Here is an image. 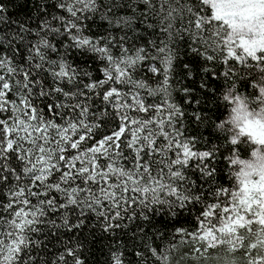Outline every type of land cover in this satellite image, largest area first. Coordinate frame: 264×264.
<instances>
[{
    "label": "snow or ice",
    "instance_id": "1",
    "mask_svg": "<svg viewBox=\"0 0 264 264\" xmlns=\"http://www.w3.org/2000/svg\"><path fill=\"white\" fill-rule=\"evenodd\" d=\"M182 45L224 115L243 94L264 123V43L236 39L215 0H0V264H86L98 234L105 264H264V171L233 159L264 138L237 140L223 116L195 150L208 138L185 136L174 93L209 117L174 75ZM193 211L192 230H163Z\"/></svg>",
    "mask_w": 264,
    "mask_h": 264
},
{
    "label": "clouds",
    "instance_id": "2",
    "mask_svg": "<svg viewBox=\"0 0 264 264\" xmlns=\"http://www.w3.org/2000/svg\"><path fill=\"white\" fill-rule=\"evenodd\" d=\"M218 5V11L225 15L232 26V35L236 39H243L246 46L252 47L253 45L264 43V2L262 0H215ZM249 33H253L250 35ZM235 85L225 86L222 88L219 94L221 100L232 101L235 99L234 89ZM264 87V85H261ZM241 99L245 102L244 109L238 114H234L231 111L230 105L228 111L225 112L223 120L219 124L229 122V129H235L232 133L237 140H240L243 136L249 132L253 134L257 139L264 138V123L260 122V118L251 113L256 112L258 109H252L247 104V97L241 94ZM264 108V104L259 106ZM234 119L238 120V123H230ZM243 127L244 132L241 133L240 129ZM215 131H222L220 127H217ZM232 138L231 136L229 137ZM255 144V141H252ZM256 152L257 155L252 153ZM238 162L234 168V172L239 174L241 169L245 173L259 174L264 171V145L256 144L255 147L250 149L249 154L234 156ZM243 161V164L240 163ZM244 179H255V175L244 176ZM238 183V181H234Z\"/></svg>",
    "mask_w": 264,
    "mask_h": 264
},
{
    "label": "trees",
    "instance_id": "3",
    "mask_svg": "<svg viewBox=\"0 0 264 264\" xmlns=\"http://www.w3.org/2000/svg\"><path fill=\"white\" fill-rule=\"evenodd\" d=\"M210 12V9H209ZM9 15L15 17L16 10L9 6ZM181 55L180 57L175 61L174 63V75L176 76L177 80L181 81V86H187L190 88H194L198 95L194 96L193 99H200L202 101L204 111L207 113L209 117V122L205 124H197L193 117L189 115V113L195 111L196 109L193 107V105H184V97L179 93L175 92L174 96L176 98V102L179 103L183 110L185 111V136L191 137V136H197L199 137L201 134L204 137H207L208 140L206 143H199L197 144V148L195 150H206V145L210 146L212 143H215L217 141V133L215 131L214 126L211 125V121L217 120L219 117L224 116V112L222 108L216 106V101L213 100V98L208 94L204 93L200 88L198 81L200 79L199 75V67L200 65L196 61L189 60V58L185 55H183L184 48L183 45L180 48ZM183 63H190L193 67L195 75V81L192 79H187V72L183 69ZM175 84L176 81H173ZM210 87H214L219 92L221 88L220 82H217L215 80H212L210 82ZM249 154L247 150H244L242 152V155L245 157ZM219 168L221 170V175L219 177V183L222 184L225 187H230V178L224 175V171H226L225 164L221 163L219 165ZM196 215V212H185L181 214L175 221H169L168 226L164 228L163 230L167 232H171L176 227H186L189 230H192L195 227L194 222V216ZM111 238L107 237L106 234H98L95 238V242L93 244H90V252L88 259L86 261V264H105V260L107 257V251L108 248L106 245L109 243V240ZM126 239V236L120 237V242L123 243ZM140 241H129L128 242V248L131 251L133 249L134 244H139ZM158 244H166L167 239L164 241H157ZM217 251H222L221 249H218ZM244 255L243 252H237L234 256L229 257L230 264L234 262V264H243L241 257ZM131 258V257H130ZM210 264H215V262H210Z\"/></svg>",
    "mask_w": 264,
    "mask_h": 264
}]
</instances>
